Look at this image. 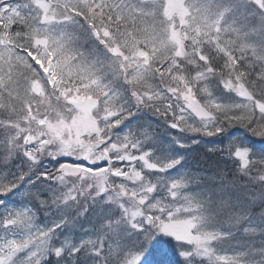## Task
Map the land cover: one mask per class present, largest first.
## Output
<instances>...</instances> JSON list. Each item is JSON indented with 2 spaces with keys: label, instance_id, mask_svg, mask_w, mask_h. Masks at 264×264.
Instances as JSON below:
<instances>
[{
  "label": "trees",
  "instance_id": "16d2710c",
  "mask_svg": "<svg viewBox=\"0 0 264 264\" xmlns=\"http://www.w3.org/2000/svg\"><path fill=\"white\" fill-rule=\"evenodd\" d=\"M262 23L264 24V15L262 16ZM254 39L257 42V45L261 46L264 51V36L262 39L259 38L258 33H255ZM244 61H240L236 66L225 67L223 73L228 74L230 69V74L232 78H235L237 75L242 82H244L253 93L264 100V65H259V62L254 60L251 57H245ZM196 60V55L193 53L189 60L186 62L187 67L194 65ZM225 60H221L223 64ZM218 82V79H217ZM221 84V83H220ZM220 88L222 86H219ZM133 94V95H132ZM128 96L134 100H139L140 93L137 90H130ZM227 101L233 99V95L227 94ZM226 125H232L240 123L245 125L256 137L264 138V112H251L250 114H235L234 112L224 111L223 118L220 119ZM244 122V123H241ZM260 142L258 140L256 148L250 151V154L253 156L251 158L249 168L254 169L253 174H264V149L259 151L258 147ZM1 169V168H0ZM214 172V170H213ZM213 173L211 172L208 177V182L203 188V196L208 198V195L216 192V189L219 187L218 173L212 177ZM250 176L249 180H255L258 184V189L253 187L251 190V197L254 192L258 193V198L255 203H250V196L245 198L239 193H244V190L240 188H235L228 193L222 194L225 198H228L230 194L231 202L236 206L243 207V211H250L248 217L243 218L241 223H236V225H231L229 219L235 215L232 211L228 212L227 206H222L221 212L218 214L222 217L216 224L212 225L210 230L211 234H214V239L212 241V246L214 247L215 254L210 257H205L201 255L189 254L186 257H180L179 254L172 252V258L166 264H264V181L259 178L257 181L256 176ZM239 192V193H238ZM219 200H223L219 198ZM207 203L202 201L201 204ZM217 213L216 208H214ZM248 231L245 232L243 226L244 224ZM234 227V228H233ZM183 249L186 250V246L183 245ZM179 252V250H177ZM106 264H120L117 262H109ZM151 264H160L155 261H152ZM165 264V263H164Z\"/></svg>",
  "mask_w": 264,
  "mask_h": 264
},
{
  "label": "rangeland",
  "instance_id": "374dc122",
  "mask_svg": "<svg viewBox=\"0 0 264 264\" xmlns=\"http://www.w3.org/2000/svg\"><path fill=\"white\" fill-rule=\"evenodd\" d=\"M234 31V30H233ZM235 32V31H234ZM94 59V58H93ZM95 60V59H94ZM81 65V66H84V67H86L87 68V66H86V64H85V62L84 61H82V60H75V61H70L69 63H68V65H67V69L68 68H70V67H73V66H75V65ZM87 65H91V63L90 62H88L87 63Z\"/></svg>",
  "mask_w": 264,
  "mask_h": 264
}]
</instances>
